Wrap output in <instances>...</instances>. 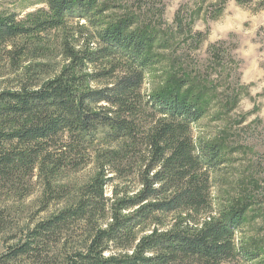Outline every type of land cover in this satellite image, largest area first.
Here are the masks:
<instances>
[{"label":"trees","instance_id":"1","mask_svg":"<svg viewBox=\"0 0 264 264\" xmlns=\"http://www.w3.org/2000/svg\"><path fill=\"white\" fill-rule=\"evenodd\" d=\"M130 1L154 7L153 0ZM237 1L247 4L253 0ZM95 6V0H49L48 11L26 19L0 15V57L9 60L16 72L36 46L33 42L62 27L76 11L94 27L95 39H90L98 46L77 50L69 36L65 44L69 63L60 74L45 80L31 77L18 89L0 92V193L24 199L36 176L47 207L66 193V187L57 185L61 174L81 166L78 163L99 140L123 141L126 154L136 146L142 148L140 189L134 195L116 191L112 199L106 197V186L115 176H122L111 154L76 200L27 227L23 237L2 255L0 264L23 258L41 263L44 248L60 243L61 233L73 223L86 225L90 235L84 250L68 255L63 264H240L243 259L257 260L258 254L239 247L236 240L245 222L244 211L215 214L210 170L225 155L218 144L194 140L193 124L203 116L199 101L176 86L149 99L141 93L147 73L159 62L157 35L133 29L135 21L130 17L100 27ZM223 9L220 5L217 13ZM86 64L104 68L91 75L79 74ZM102 79L115 82L86 87L88 80ZM108 166L115 176L106 178ZM170 215L173 223L165 229L162 219ZM150 225H154L151 233L138 238L136 231ZM106 252H111L109 257Z\"/></svg>","mask_w":264,"mask_h":264},{"label":"rangeland","instance_id":"2","mask_svg":"<svg viewBox=\"0 0 264 264\" xmlns=\"http://www.w3.org/2000/svg\"><path fill=\"white\" fill-rule=\"evenodd\" d=\"M95 1L93 13L100 27L130 17L135 21L133 29L157 35L155 53L159 62L147 73L141 93L149 99L154 93L176 86L199 101L203 116L193 124L194 140L197 144H218L225 155V160L210 170L215 214L244 211L245 222L236 240L239 247L259 256L252 262L240 260V264H264V0L247 4L237 0H153L154 7H141L130 0ZM220 5L224 9L217 13ZM100 9L102 13H98ZM48 10L49 0H0V15L15 14L20 20ZM67 17L62 27L43 33L39 41L33 42L36 46L23 58L19 71L0 57V92L18 89L31 77L45 80L60 74L69 63L65 52L69 36L77 50L98 47L90 39H95V29L81 13L76 11ZM102 68L86 64L79 74L91 75ZM114 82L88 80L86 87L100 88ZM125 147L123 141L95 142L78 163L81 166L65 170L58 178L57 185L66 187V193L47 207L36 176L24 199L0 193V260L23 237L27 227L71 204L113 153L117 161L114 166L122 176H115L109 166L105 168L106 178L115 176L106 186V197L112 199L116 191L136 194L140 189L142 148L136 146L126 154ZM173 219V215L163 218V228L169 229ZM150 226L138 229L137 237L150 234L154 225ZM86 228L78 223L66 227L60 243L45 247L38 264H63L68 255L84 250L90 235ZM110 254L106 252L105 256ZM12 264L35 263L23 258Z\"/></svg>","mask_w":264,"mask_h":264}]
</instances>
